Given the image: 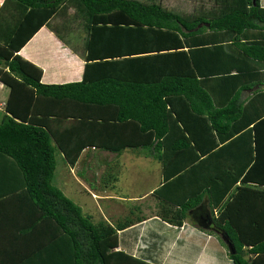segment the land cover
Wrapping results in <instances>:
<instances>
[{"label": "trees", "instance_id": "trees-1", "mask_svg": "<svg viewBox=\"0 0 264 264\" xmlns=\"http://www.w3.org/2000/svg\"><path fill=\"white\" fill-rule=\"evenodd\" d=\"M211 1L185 14L154 0H3L0 264H158L129 253V219L93 222L52 184L54 151L72 164L84 146L146 150L161 165L153 194L185 192L165 196L172 224L205 196L231 264H264V6ZM76 20L81 79L40 82L16 52L43 24L71 44ZM97 125L133 126L139 141L101 144Z\"/></svg>", "mask_w": 264, "mask_h": 264}, {"label": "crops", "instance_id": "crops-1", "mask_svg": "<svg viewBox=\"0 0 264 264\" xmlns=\"http://www.w3.org/2000/svg\"><path fill=\"white\" fill-rule=\"evenodd\" d=\"M258 1L260 6H264V0L261 3ZM2 2L0 0V4ZM211 4L199 6L209 7ZM5 12L6 15L9 14L8 10ZM80 34L82 36V32ZM79 49V45L77 47L58 39L49 25L43 24L16 53L41 69L40 82L64 83L81 79L83 59ZM2 112L3 109H0V117ZM51 124L53 129L63 130L69 128L71 121H53ZM75 124L77 123L73 126ZM95 128L98 134L96 139L101 144L139 141L140 135L136 136L130 131L135 128L133 126L97 125ZM86 129L81 125V131L85 133L88 131ZM56 152L59 161L58 165L55 161L54 170L57 165L62 173L59 176L62 178L63 187L64 184L67 186L66 192L85 195L91 200L88 205L84 201L74 202L82 212L83 208H91L93 205L91 210H97L98 216L94 212L97 220L94 221L93 216L87 213L93 222L104 220L114 224L129 219L132 225L128 228L137 226L136 241L129 251L131 255L147 257L150 260L149 257H156L158 264H221L213 256L215 250L212 249L210 240L215 235L221 239L223 236L212 230L211 212L205 196L201 202L186 208L180 225L172 224L168 218L179 209V205L165 196L174 198L185 192L182 190L170 193L173 187H168L161 191L165 195L163 200L153 194L158 187L162 190L161 165L146 150L124 146L118 151H111L84 146L72 164L66 162L63 153L58 149L54 151V160ZM132 237L133 234H127L124 238L128 242ZM214 244L223 254L222 258L226 253L224 259L227 261L222 264H231L227 251L223 252L215 240ZM116 249L123 247L118 244Z\"/></svg>", "mask_w": 264, "mask_h": 264}, {"label": "rangeland", "instance_id": "rangeland-1", "mask_svg": "<svg viewBox=\"0 0 264 264\" xmlns=\"http://www.w3.org/2000/svg\"><path fill=\"white\" fill-rule=\"evenodd\" d=\"M141 1H147V0H141ZM154 1L160 2V4L163 5L164 7H166L167 9H171L173 11L175 10L177 12L185 13V14L192 12L199 5L208 6L212 3L211 0H154ZM262 1L263 0H260V3ZM71 11H72L71 9H68V14ZM59 21H61L60 18H54L51 20L50 23L56 22V24L59 25V23H58ZM77 24H78V20H76L75 22H70L68 24V27L64 30V32L66 31L65 37L68 39V41H71L72 44H74L75 46L78 47V45H80V42H81V39L79 36V35H81L80 34L81 33L80 28L81 27L79 26V24L78 25ZM6 94H7V88L5 86H0V101H2V99L5 98ZM55 161H56V164L58 165L59 160H58L57 152L55 153ZM57 165H56V168L54 170L55 175L52 178V184L57 186L73 202L80 203L81 201H84L88 205L89 202L91 201L88 196L80 195L77 193H75V194L70 193L71 194L70 195L69 193L66 192L67 186H65V184H64V187H63L62 178H60V176H59L62 173H61L59 167L57 168ZM91 208H93V205ZM91 208L85 207L82 210L84 213L91 214L93 216L92 217L93 220L95 221V220H97V218L95 217L94 212L97 214L96 216H98V212H97V210L93 212V210H91ZM214 240L221 247L223 252L227 251V245L224 243V241L221 239V237H219L217 235H215L214 238L210 240V245L212 246V249L214 248L213 250H215V252L213 251V256L215 257L216 261L217 262L221 261V264L226 263L227 260H226V258L224 259V257H226V253H224V257L222 258L223 254L220 253V251H218V249L216 248V246L214 244Z\"/></svg>", "mask_w": 264, "mask_h": 264}, {"label": "water", "instance_id": "water-1", "mask_svg": "<svg viewBox=\"0 0 264 264\" xmlns=\"http://www.w3.org/2000/svg\"><path fill=\"white\" fill-rule=\"evenodd\" d=\"M251 2H252V4H254V0H251ZM224 241L227 245V248L230 249V252H233L231 244L226 239H224Z\"/></svg>", "mask_w": 264, "mask_h": 264}, {"label": "built area", "instance_id": "built-area-1", "mask_svg": "<svg viewBox=\"0 0 264 264\" xmlns=\"http://www.w3.org/2000/svg\"><path fill=\"white\" fill-rule=\"evenodd\" d=\"M0 86H1V84H0ZM2 104H3V102L0 101V109H2Z\"/></svg>", "mask_w": 264, "mask_h": 264}, {"label": "clouds", "instance_id": "clouds-1", "mask_svg": "<svg viewBox=\"0 0 264 264\" xmlns=\"http://www.w3.org/2000/svg\"><path fill=\"white\" fill-rule=\"evenodd\" d=\"M1 86L3 85L1 82H0ZM4 86V85H3Z\"/></svg>", "mask_w": 264, "mask_h": 264}]
</instances>
